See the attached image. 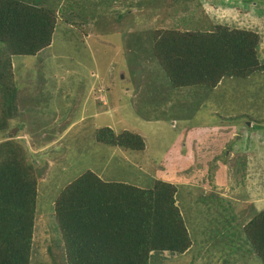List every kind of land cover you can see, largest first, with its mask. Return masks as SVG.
<instances>
[{
  "label": "rangeland",
  "instance_id": "1",
  "mask_svg": "<svg viewBox=\"0 0 264 264\" xmlns=\"http://www.w3.org/2000/svg\"><path fill=\"white\" fill-rule=\"evenodd\" d=\"M60 4L53 43L36 54L37 59L14 56L20 63L31 61L33 67L23 63L18 77L21 91L28 92L33 102L24 108L27 116L9 118L0 135L1 140L25 132L29 158L45 172L39 193L47 190L38 199L35 233L42 246L34 264L49 261V249L56 247L52 242L56 227L50 219L59 189L87 170L107 181L147 188L157 179L177 184L178 205L184 217L194 221L189 226L192 245L182 254L165 251L152 264H263L249 256L250 245L233 225L249 214L250 203L264 206V73L226 78L213 90L197 86L150 91L168 85L149 79L150 73L154 78L162 72L145 52L152 43L142 46V38L159 28L208 29L215 24L259 28V54L264 58V0H104L81 27L72 20L65 22L70 9L67 1ZM129 47L139 52L140 59ZM208 91L216 92L207 97ZM239 114L257 121L240 122ZM103 126L141 134L145 149L97 141L96 130ZM208 131L210 137L217 132L236 137L228 155L237 153L240 143L250 145L244 178L234 171L233 161H229L232 168L223 172L219 158L204 160L202 150L207 149H199Z\"/></svg>",
  "mask_w": 264,
  "mask_h": 264
},
{
  "label": "trees",
  "instance_id": "2",
  "mask_svg": "<svg viewBox=\"0 0 264 264\" xmlns=\"http://www.w3.org/2000/svg\"><path fill=\"white\" fill-rule=\"evenodd\" d=\"M60 1H67L70 9L65 22L72 24V20L81 27L104 0H0V135L6 130L8 119L19 114V96L14 94L17 86L12 83L13 56H33L52 44L63 8ZM257 29L215 24L208 29L149 31L147 39L140 37L142 46L146 41L152 43L145 52L162 72L154 78L150 73L149 79L168 85L149 90L181 91L197 86L213 90L226 78H252L264 73V58L259 54L261 34ZM129 49L140 59L138 51ZM209 92L216 91H208L207 97ZM237 117L240 122L249 120L240 114ZM211 133L205 134L202 142L206 143L199 149H207L202 150L206 154L204 160L213 162L212 156L219 158L223 172L233 161L234 171L244 175L250 145L240 143L242 148L231 156L226 152H232L236 137L229 132L210 137ZM96 140L132 150L146 147L141 134L130 130L116 132L110 126L99 127ZM194 149H198L196 144ZM29 153L24 142L9 136L0 140V264H34L35 253L42 246V239L36 240L35 233L38 199L44 198L47 190L39 193L45 172L30 160ZM207 183L209 189L216 190ZM177 192L178 186L170 181L157 179L147 188L125 181H107L93 170L85 171L59 189L53 201L50 222L56 227V239L52 240L56 247L49 249L51 256L44 264H152L165 251L184 253L192 245L189 226L194 221L184 217ZM203 196L208 197L204 189ZM251 206L247 215H252L251 219L244 224L243 217L233 226L250 245L249 256L260 258L264 264V208ZM203 207L210 208L208 204ZM227 214L230 217L229 211ZM234 216L233 213V220Z\"/></svg>",
  "mask_w": 264,
  "mask_h": 264
},
{
  "label": "clouds",
  "instance_id": "3",
  "mask_svg": "<svg viewBox=\"0 0 264 264\" xmlns=\"http://www.w3.org/2000/svg\"><path fill=\"white\" fill-rule=\"evenodd\" d=\"M57 28V27H56ZM55 31H56V29H55ZM53 37H54V35H53ZM53 43V42H52ZM38 55H41L42 54V52L40 51L39 53H37ZM15 56V55H14ZM14 56H13V62H12V69H13V81H12V83H13V85L15 86V82H16V86H17V90L16 91H18V92H15L14 94H16V95H18L19 96V103H18V111H19V114H18V116H20V117H23V115H25V116H27V113H28V111L26 112V111H24V108L26 107V106H29V104H28V102H33L32 101V99H31V96H29V94H28V92H25V91H21V79L18 77V74H19V72H20V68L22 67V64L23 63H25V65H26V67L29 69V68H32L33 66L31 65V61H24V62H18L16 59H14ZM34 57H35V59H37V58H39V57H37L36 55H33ZM34 60V59H33ZM43 61V60H42ZM40 63H42V62H40ZM3 79H4V76H3ZM109 103V102H108ZM32 105H34V104H32ZM31 113V112H30ZM12 119V118H11ZM251 121H249L248 123H250ZM209 132V131H208ZM25 133V132H24ZM24 133H22V134H19V133H16L15 135H13V136H9V138H15V139H17V140H19V141H21V142H25V143H27V142H29L30 143V140H27V139H24L23 138V134ZM204 138H205V136H204ZM47 141V140H46ZM50 142V141H49ZM28 144V143H27ZM26 145V144H25ZM30 149V148H29ZM40 149V148H39ZM31 150V149H30ZM227 152H230V151H227ZM245 177V174L243 175V178ZM172 183H174V182H172ZM176 184V183H175ZM185 184V183H184ZM177 185V184H176ZM178 193V192H177ZM177 203H178V200H177ZM251 205H253L254 206V208L255 209H257V210H262L263 208H264V206H259V207H255V202H253V203H250ZM251 216L252 215H249L248 217H247V215H245L244 216V219H243V221H244V224H246L250 219H251ZM246 219H248L247 220V222H245L246 221ZM190 248V247H189ZM188 248V249H189Z\"/></svg>",
  "mask_w": 264,
  "mask_h": 264
}]
</instances>
